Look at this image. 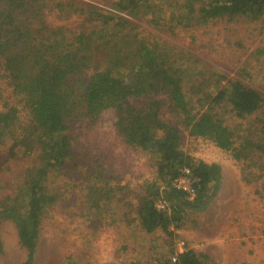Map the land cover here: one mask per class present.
Returning a JSON list of instances; mask_svg holds the SVG:
<instances>
[{"label":"trees","instance_id":"16d2710c","mask_svg":"<svg viewBox=\"0 0 264 264\" xmlns=\"http://www.w3.org/2000/svg\"><path fill=\"white\" fill-rule=\"evenodd\" d=\"M100 2L106 8L68 0L56 10L43 0H0V77L11 87L13 103L5 99L0 111V142L9 137L13 155L21 149L38 156L18 195L0 205V221L16 225L27 250L22 264L35 263L44 219L55 207L92 234L125 223L174 238L175 230L196 225L194 215L217 197L223 173L220 165L186 153L184 131L230 152L248 183L264 182L261 93L217 71L208 70L207 77L183 69L175 48L122 16L143 12L155 29L176 35L218 21L262 22L264 0ZM109 110L117 112L118 136L149 155L156 170V181H144L134 198L135 191L70 135L77 123L96 124ZM164 110L177 122L165 120ZM255 121L262 123L260 130ZM185 170L194 181L192 200L174 186ZM209 261L206 254L188 246L179 252L171 243L156 264H213Z\"/></svg>","mask_w":264,"mask_h":264},{"label":"rangeland","instance_id":"374dc122","mask_svg":"<svg viewBox=\"0 0 264 264\" xmlns=\"http://www.w3.org/2000/svg\"><path fill=\"white\" fill-rule=\"evenodd\" d=\"M43 1L57 10L58 2L68 0ZM71 1L106 8L100 0ZM54 15L49 17L57 25ZM122 16L147 36L153 34L161 43L175 48L183 69H197L208 73L207 77L210 71H217L256 89L264 98V20L229 25L218 21L198 32L177 30L173 35L155 29L143 12ZM11 93L8 82L0 77V111L5 99L13 105ZM172 117L170 111L164 110L165 120L177 122ZM117 121V112L109 110L96 124L86 120L77 123L70 135L73 144L89 151L91 157L101 158L122 185L135 191L134 198L141 193L144 181L156 179V170L149 155L126 145L118 136ZM255 122L260 130L262 123ZM236 123L233 120L231 125ZM182 135L184 150L190 157L220 165L223 173L217 197L205 211L194 215L196 225L191 223L183 230H175L174 238L147 234L138 225L129 227L125 223L92 234L78 219L58 215L55 207L44 219L34 264H156L161 256H167L171 243L179 252L188 246L199 254H207L213 264H264V182L248 183L242 174L243 165L230 152L208 140L191 138L186 131ZM12 145L9 137L0 142V205L18 195L26 171L35 166L38 158L25 156L21 149L14 150L13 155ZM0 241V264H22L26 260L27 250L21 246L12 221H0Z\"/></svg>","mask_w":264,"mask_h":264},{"label":"built area","instance_id":"2783aa9c","mask_svg":"<svg viewBox=\"0 0 264 264\" xmlns=\"http://www.w3.org/2000/svg\"><path fill=\"white\" fill-rule=\"evenodd\" d=\"M189 174L190 171L189 170H185V175L183 177H180L178 179L175 180L174 182V186L181 191H184L188 194L189 199H194V197L196 196V192L193 189L191 183L189 182ZM163 207V206H162ZM173 262H176V259H173Z\"/></svg>","mask_w":264,"mask_h":264},{"label":"crops","instance_id":"0c3cea01","mask_svg":"<svg viewBox=\"0 0 264 264\" xmlns=\"http://www.w3.org/2000/svg\"><path fill=\"white\" fill-rule=\"evenodd\" d=\"M186 247H187V246H184V248H185V249H186ZM180 252H183V250H182V251H180ZM206 255H207V254H206ZM209 257H210V256H209Z\"/></svg>","mask_w":264,"mask_h":264}]
</instances>
